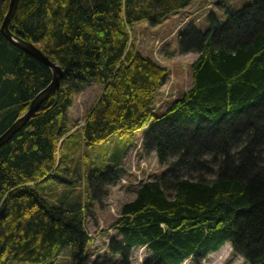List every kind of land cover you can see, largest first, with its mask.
Returning <instances> with one entry per match:
<instances>
[{"label":"trees","instance_id":"16d2710c","mask_svg":"<svg viewBox=\"0 0 264 264\" xmlns=\"http://www.w3.org/2000/svg\"><path fill=\"white\" fill-rule=\"evenodd\" d=\"M193 1L19 0L10 33L63 77L0 147V264H55L65 250L70 264H130L141 247L149 254L143 264H200L226 243L247 264H264V0L227 8L225 22L210 14L204 32L188 24L178 33L176 53L196 55L191 86L163 112L152 111L167 70L132 43L135 25L159 26ZM9 3L0 0V28ZM51 81L48 68L0 32V136ZM90 86L99 96L72 133L74 94ZM147 124L142 150L165 171L135 188L112 224L108 254L91 259L84 204L46 194L73 185L64 151L132 136ZM117 154L83 178L101 207L122 175Z\"/></svg>","mask_w":264,"mask_h":264},{"label":"rangeland","instance_id":"374dc122","mask_svg":"<svg viewBox=\"0 0 264 264\" xmlns=\"http://www.w3.org/2000/svg\"><path fill=\"white\" fill-rule=\"evenodd\" d=\"M254 2L255 0H194L187 9L171 15L159 26L150 27L146 23H141L133 27L131 36L136 51L152 59V61L165 68L168 73L166 83L155 94L153 105L156 110H154V113L163 112L167 104L180 98L191 86L190 65L195 60L196 55H179L176 53L179 31L183 30L187 23H193L200 31L204 32L207 30L209 14H213L219 21L225 22L227 20L225 14L227 8L233 11L241 10ZM217 3H222L223 7L216 6ZM99 93L100 89L98 87L90 86L84 91L74 94L72 105L67 113L72 130L81 128V124L87 117ZM143 134L144 131L140 130L132 136H113L92 149L80 146L75 150L76 152L64 151L66 154H70L67 159L71 164L68 165V168L72 174L73 185L68 188L54 186L46 194L51 201L58 202L59 199H62L70 204L81 202L84 204L82 210L84 212L83 221L86 232L92 240L87 247L91 259L108 254V244L111 238L116 235L112 224L118 218L122 205L133 199L135 188L142 182L148 181L154 176H159L165 171V167L158 164L154 154L145 155L141 149L137 150V146H140L139 140ZM119 143H122V145L117 147L116 144ZM117 151L120 152V155L123 154L124 157L121 165L123 175L115 184L108 187V195L101 207L90 198L88 186H86L83 178L89 170H96L97 168L102 170L104 167L109 166L112 159L119 157ZM69 152L75 153L71 154ZM113 160L111 163L114 162ZM64 193H66L65 197L67 199L64 198ZM68 253L67 250L60 252L55 259V264H70ZM148 259L149 254L147 251L143 248H136L131 252L130 264H143ZM183 264L193 263L192 260H187ZM200 264L247 263L236 257L230 246L225 244L218 252L209 255Z\"/></svg>","mask_w":264,"mask_h":264},{"label":"water","instance_id":"95a60500","mask_svg":"<svg viewBox=\"0 0 264 264\" xmlns=\"http://www.w3.org/2000/svg\"><path fill=\"white\" fill-rule=\"evenodd\" d=\"M19 0H10L7 14L3 20L0 28L1 35L15 48L25 52L40 64L45 66L51 71L52 81L51 83L41 90L29 103L28 108L24 114H22L1 136L0 147L7 143L17 132H19L37 113L44 102L54 94L60 87V82L63 77L61 68L54 62H52L47 56H45L38 48H36L30 42L21 40L9 31V25L14 18L18 7ZM62 142V141H61ZM61 144V143H60Z\"/></svg>","mask_w":264,"mask_h":264}]
</instances>
